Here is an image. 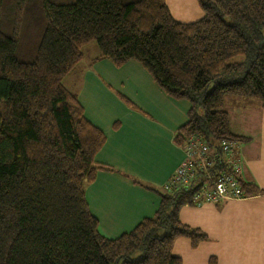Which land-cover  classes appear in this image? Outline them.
<instances>
[{
    "label": "trees",
    "instance_id": "1",
    "mask_svg": "<svg viewBox=\"0 0 264 264\" xmlns=\"http://www.w3.org/2000/svg\"><path fill=\"white\" fill-rule=\"evenodd\" d=\"M7 1L0 0V264H182L172 253L177 239L192 248L207 240L179 220L191 191L134 182L159 196L155 215L115 240L99 234L85 191L97 172L111 171L94 162L106 138L63 82L95 44L93 61H135L165 95L190 104L178 147L195 135L213 147L245 141L230 132L224 105L232 97L264 109V0H198L203 17L190 24L176 22L165 0H14L10 19L2 15ZM241 187L248 198L264 194Z\"/></svg>",
    "mask_w": 264,
    "mask_h": 264
},
{
    "label": "crops",
    "instance_id": "2",
    "mask_svg": "<svg viewBox=\"0 0 264 264\" xmlns=\"http://www.w3.org/2000/svg\"><path fill=\"white\" fill-rule=\"evenodd\" d=\"M165 5L179 23L203 17L198 0H165ZM97 55L82 63L83 54L81 64L66 78V89L77 93L85 120L106 138L94 162L111 171L97 172L85 199L99 234L115 240L158 210L159 196L134 182L166 190L185 157L174 138L188 121L190 104L165 95L137 62L116 68L108 60L93 61ZM224 109L230 132L245 139L240 148L241 182L264 192V109L256 101L232 97L225 98ZM243 123L246 127L240 126ZM178 216L182 224L207 237L195 248L186 239L174 242L172 253L182 264H208L211 257L217 264H264V194L217 206L186 205ZM211 232L225 235L221 249L213 246Z\"/></svg>",
    "mask_w": 264,
    "mask_h": 264
},
{
    "label": "built area",
    "instance_id": "3",
    "mask_svg": "<svg viewBox=\"0 0 264 264\" xmlns=\"http://www.w3.org/2000/svg\"><path fill=\"white\" fill-rule=\"evenodd\" d=\"M210 146L202 137L192 136L165 189L191 191V206L219 205L247 199L241 187V163L232 142Z\"/></svg>",
    "mask_w": 264,
    "mask_h": 264
},
{
    "label": "rangeland",
    "instance_id": "4",
    "mask_svg": "<svg viewBox=\"0 0 264 264\" xmlns=\"http://www.w3.org/2000/svg\"><path fill=\"white\" fill-rule=\"evenodd\" d=\"M13 2H14V0H8L7 2H6V4H5V6L3 7V12H2V15L5 17V18H8V19H10V17H11V15H12V12H13V10H14V5L15 4H13ZM31 13V11L29 10V11H25V14H22V16L20 15V17H22V23L20 24L21 25V27H25L26 26V24H27V17H26V15H29ZM22 28V29H23ZM88 49H86V51L87 50H89L88 52H84L83 54H85V59L82 61V63H86V62H88V57L89 56H91V55H95V54H97V49H96V45L95 44H90L88 47H87ZM21 49H23L21 46H20V48H19V50H21ZM83 50H85V49H83ZM91 50H94V53L92 54L90 51ZM17 57H18V59L20 60V61H23V62H27V61H29V59L27 58V56L26 55H17ZM236 61L237 62H239V61H241V58H239V59H236ZM81 64V63H80ZM63 85L65 86V87H67V79H65V81L63 82ZM225 108H227V106H225ZM244 126V127H246L245 126V124L243 123V124H240V126ZM234 127V126H233ZM260 135H261V132H260ZM224 141V140H223ZM226 141H228V142H232V145L233 144H235L236 146H234L233 147V149H234V152L235 153H237V155H238V159L240 160V163H241V171H242V161H241V157H242V154H241V143L243 142H241V141H232V140H226ZM222 142V141H221ZM217 145H219V144H217ZM186 148V147H185ZM183 150H185V149H183ZM185 153V152H184ZM240 179H241V174H240ZM222 204V203H221ZM220 205V204H219ZM208 206H210V205H208ZM212 206H217V205H212ZM203 207V206H202ZM210 237L215 241V242H213V246L215 247V248H219V249H221V247H222V245H223V240H222V238H224L225 237V235L223 236V237H221V235L218 233V232H211L210 234Z\"/></svg>",
    "mask_w": 264,
    "mask_h": 264
}]
</instances>
